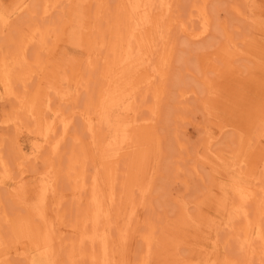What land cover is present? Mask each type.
<instances>
[{"label":"rangeland","instance_id":"1","mask_svg":"<svg viewBox=\"0 0 264 264\" xmlns=\"http://www.w3.org/2000/svg\"><path fill=\"white\" fill-rule=\"evenodd\" d=\"M168 2L173 23L162 35L171 57L163 66L168 77L162 100L152 95L159 85L154 73V91L101 114L87 111V120L80 111L87 93L94 102L108 56L102 49L91 58L92 37L113 15L116 0L106 1L110 13L102 9L101 17L92 13L99 0H0V57L14 53L19 37L27 39L34 27L44 33L43 42L31 40L23 61L32 66L40 51L39 70L33 65L30 78L10 80L27 99L23 108L0 81V264H73L68 246L89 249L80 219L76 233L69 229L78 204L63 165L75 153L85 168L79 196L88 212L99 192L91 184L100 177L98 160L113 154L124 159L106 203L117 257L111 264H264V0ZM155 64L151 60V70ZM78 73L84 79L75 90ZM52 123L51 135L45 127ZM63 131L59 148L67 156L60 161L49 147ZM245 208L254 211L247 217ZM242 221L250 222L246 235ZM257 222L263 223L256 234ZM100 249L97 243V255ZM91 263L86 256L76 261Z\"/></svg>","mask_w":264,"mask_h":264},{"label":"bare ground","instance_id":"2","mask_svg":"<svg viewBox=\"0 0 264 264\" xmlns=\"http://www.w3.org/2000/svg\"><path fill=\"white\" fill-rule=\"evenodd\" d=\"M106 1L107 0H99L100 3H97L96 5L98 6L97 7L98 11L97 13L92 12L93 16L97 15L101 17L103 15V14L101 15V12L103 11L102 9H104V14H105V10H106V15L110 13L109 11H107V5L105 4ZM156 1L157 0H116L115 7L113 6L114 9L111 10L113 11V15L110 17L106 16V18L103 19L105 22V25L102 26L103 30L101 29L95 30L96 36L92 37L93 40L91 43L92 49L94 51L92 53L91 58L93 57L97 58L98 52L102 49H104L105 52L108 53V56L107 57L104 56L106 58L104 59V62L102 61L103 63L100 66L99 74L97 76L98 77L97 79L99 80V84L97 86L98 88L96 91L94 102L91 101L87 93L86 95L87 100L84 104V108H82L80 111V114L85 116L87 120L89 117L88 114L86 115L87 111L91 112V110H94L95 113L101 114L105 110V108H108L111 105L117 102H120L121 100H124L127 97L132 98V101L134 102L135 101L134 99H138L136 98L138 94L140 95L143 91L147 89L149 90L150 88L153 89L152 91H154L156 87V93L152 95H154L155 100L156 98H158V103L160 100H162V94H165L164 93L165 84L167 83V82L165 83V81H167V78L165 77H168V75L165 76V71L167 70H165V67L163 68V66L164 64L167 66L168 61L170 60V57H171V48L168 45V40L164 38L162 34L164 32L163 29L167 30L166 28L170 27V24H172L173 22L170 23L169 18H168V6H169L168 3L170 4L171 2H168V0H158V3L160 4L158 5L156 3V5L160 7L158 9V7L155 6ZM202 4H205V3H202ZM202 4H201V8L204 6ZM199 5H196V6H199ZM171 6L172 4L169 6L170 9H171ZM196 6L195 8H197V10H199L200 12L199 14H201L202 9H199V7H196ZM171 12H173L172 9H171ZM44 13H46V11H44ZM206 16H207V13H206ZM172 18L173 16L171 17V19ZM201 18H206V17H203V15L201 14ZM1 19H2L1 22L6 23L5 18H1ZM206 19L208 20V18ZM205 23H207V21ZM178 24H180L179 21L175 25L178 26ZM2 26H5V25H2ZM173 26L174 25H172V28ZM93 28H95V26H93ZM204 30H205V27H204ZM206 30L208 32L207 28ZM32 32L33 33L30 36H28L27 39H25L23 35L19 37V40H17L18 43L16 44L17 47L14 53H11L9 55L5 54L6 55L5 57L1 55L0 57V81L4 83V85L6 86L8 85L6 96L19 101L20 106L22 108L27 103V99L25 97L24 98L20 97L21 95H19V90L17 94L15 89L12 87L13 86L12 81L10 82V80L12 78H18V77L30 78L33 75V72L35 74V69L33 71V65L36 67V70H39V67H41L42 65L41 63L43 61L39 57L41 56L39 54L40 51L36 55L33 53L34 58H33V61L31 62L33 63L32 66L28 65L26 62H23L24 60H26L24 55L26 53V48H28V45L31 42V40L37 37L39 38V40H41L40 42H43L42 39H44L43 37L44 33L40 32L39 27H34L32 29ZM188 32L189 30L186 32V34L191 37V34H189ZM93 33H94V30H93ZM193 35L194 36H192V38L195 37V34ZM197 35L196 37H199ZM202 35L205 36L206 34L205 35L201 34V36ZM202 37L200 38L202 39ZM157 45L158 46L161 45L160 50L162 51L157 50L159 49L156 47ZM35 51H38V50H35ZM4 53L5 52H3V54ZM154 57H156L155 58L156 64L155 66L152 65V67L154 68H152L151 70L150 62L151 60H155L153 59ZM19 61H21L22 63L21 67H19V63H18ZM89 66H93L91 61L89 63ZM80 73H78L77 77H75L76 78L74 82L75 90H78V88L81 87V84H82L81 79H84L82 74ZM154 73L157 77L156 79L159 80L158 82L159 85L155 87L152 85L154 83L153 81L155 77ZM166 74H168V72ZM141 99H139L140 102H143L141 101ZM145 99H143L144 102H145ZM136 104H139V103L137 102ZM151 107L152 106H150V108ZM134 108H138V106H134ZM92 115L96 116L95 114H92ZM135 115H137L136 112H135ZM63 126L66 132L67 131L66 125H63ZM45 128H47L46 129L47 133L50 134L51 132L54 131L55 126L52 123V124H48V126ZM87 128H89V125L87 126ZM65 132L64 131L62 132V134L58 137L59 139L57 138L56 140H53L51 143L52 144L51 147H49L51 150L50 152L57 155L60 161H61V158H63L66 153L65 152L66 149L62 148L63 149L62 150L61 148H59L60 141L65 140L64 139L66 137ZM69 151L68 153H71L72 149H71V152ZM75 154L73 155L69 154V156H67L66 154L67 157L65 156L66 157L65 160L67 161H65V164L63 165L64 166L63 175L65 176L64 178L65 179L67 178L68 181L71 182L70 189L72 190L73 195L76 196V200L78 204L76 207V211H75L76 215H74L75 219H73L70 222L69 229L70 231L72 232L74 231L76 233V231L78 230L76 221L80 219L79 221H81L80 224L82 226V231H80L79 234L81 235L82 238L88 239L91 242V245L89 246V249L87 251H84V250L78 249L77 244H74L70 241L72 245L68 246L66 256H67L68 261L72 262L73 264H76V261L79 258V256H86L87 258H90L91 261H93V263L91 264H111L112 262H116L117 257L115 256L116 254H114V247L110 243V239L112 237L111 226L113 225V222H112V219L110 218L106 203L108 202L110 203V201H112L117 177L120 176L119 174L120 171L123 172V169L120 168L121 160H124V159H121L119 155L114 157L115 154H113L112 159H108V160L104 157L102 158L99 157L100 159L98 160V164L101 167L99 168L100 172H98V175L100 174V177L96 178L95 176L94 180L91 182L92 189L94 190V192H96V190L99 192L92 194L91 201H93L94 203L93 205L94 208L90 212H88L84 210V207L81 209L83 205H81V197L79 196V193L83 191V187L85 186V182L83 178L85 168L82 163V160H80V158L78 157V154L77 155ZM16 161H17L18 167L19 166L22 167L23 163H22L21 158L18 157ZM122 172H121V176H122ZM102 173H103V176H101ZM104 195L107 197V200ZM78 206L81 210L78 208ZM253 206L257 209V206H255V204ZM254 207L253 209H255ZM260 210H261V207H260ZM81 211H83V213L79 215ZM253 211L251 210V212ZM258 211H256V213ZM241 212L247 215V217H248V214L251 213L250 211L248 212L247 208H245V210H242ZM261 215H264V214L260 213V216ZM2 216L0 218V228L3 223ZM241 218H244V216ZM246 218L244 220H246ZM255 219H256V216H255ZM248 220L250 221V217ZM257 220H260V218ZM87 223H90L91 225V229H89V231H87L85 228ZM244 223H246V221L245 222L242 221V226ZM249 223L244 224L245 225V235L249 233L248 231L249 230L248 226L250 225ZM262 223H259V224L261 225ZM259 224L257 225V227L255 226L256 234L259 233V228H260ZM148 229H151V228H148ZM261 235L263 236V232ZM141 238L146 240L147 243H149L150 235L144 234L141 236ZM97 243H99L100 248H101L98 255L95 250V246ZM260 243L262 246L263 242H260ZM147 256H148V253H147ZM143 262H144V259H143ZM143 262L141 261L139 262V264H143Z\"/></svg>","mask_w":264,"mask_h":264}]
</instances>
